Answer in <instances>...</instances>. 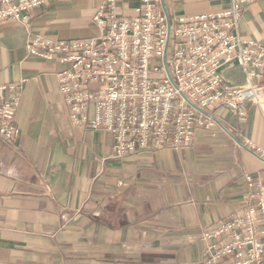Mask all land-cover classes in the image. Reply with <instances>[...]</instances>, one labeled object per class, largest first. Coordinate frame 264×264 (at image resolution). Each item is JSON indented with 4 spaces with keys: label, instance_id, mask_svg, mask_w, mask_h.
<instances>
[{
    "label": "crops",
    "instance_id": "0c3cea01",
    "mask_svg": "<svg viewBox=\"0 0 264 264\" xmlns=\"http://www.w3.org/2000/svg\"><path fill=\"white\" fill-rule=\"evenodd\" d=\"M102 1L36 8L29 29L0 22V87L21 83L20 134L0 137V264H205L202 231L243 210L251 190L246 173L264 179V161L242 144L248 138L264 149V119L253 105L244 119L212 107L218 126L198 129L191 146L114 158L111 134L71 120L56 78L65 65L26 47L29 33L96 36L93 16ZM140 4L118 0V11L134 16ZM229 5L163 0L162 8L174 17ZM240 31L264 43V0L247 7ZM223 75L245 84L238 65Z\"/></svg>",
    "mask_w": 264,
    "mask_h": 264
},
{
    "label": "built area",
    "instance_id": "2783aa9c",
    "mask_svg": "<svg viewBox=\"0 0 264 264\" xmlns=\"http://www.w3.org/2000/svg\"><path fill=\"white\" fill-rule=\"evenodd\" d=\"M57 1L64 0H0V22L29 29L32 11ZM255 1L230 0L224 10L171 17L163 0H141L134 16L121 15L118 0H103L93 16L96 36L61 40L29 33L26 47L65 65L56 78L71 120L111 134L114 158L179 150L192 145L198 129L218 126L212 107L244 119L253 105L264 119V43L240 31ZM231 65L242 68L244 85L224 77ZM6 88L14 94H0V137L11 141L20 134L21 83L0 92ZM242 144L264 161L254 141ZM245 178L251 190L243 210L202 231L205 264H264V179Z\"/></svg>",
    "mask_w": 264,
    "mask_h": 264
}]
</instances>
